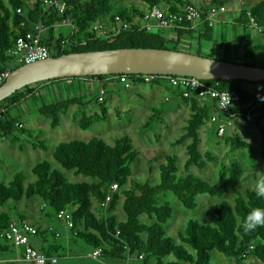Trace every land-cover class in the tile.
Returning a JSON list of instances; mask_svg holds the SVG:
<instances>
[{"label": "trees", "instance_id": "obj_1", "mask_svg": "<svg viewBox=\"0 0 264 264\" xmlns=\"http://www.w3.org/2000/svg\"><path fill=\"white\" fill-rule=\"evenodd\" d=\"M115 1L117 0H67L65 11L59 14L55 9L47 10L42 0H8L7 4L4 0H0V72L12 62L9 51L15 40L33 31L37 25L45 29L42 43L54 50L52 57L128 48L179 51L176 48H168L167 44L179 46L186 35L194 36L198 44L214 41L213 26L210 27L205 21L209 9H199L187 0L166 1V3L164 0L135 1L144 5L145 9L158 8L165 13L180 12L183 6L191 4L201 12L202 18L193 29L190 28V24L185 23L183 25L185 29L174 30V37L167 39L159 31L149 32L139 27H131L121 30L113 38L94 40L89 29L98 19L109 26L113 25L115 16L128 19L145 10L138 6L130 9L113 6L115 13L108 15ZM18 9L20 13H17ZM251 19L255 25L264 26V0L250 8L242 9L234 23L237 27L245 29L250 25ZM62 20L70 23L75 32L71 30L69 35H65L59 31L54 39L53 27ZM238 47L246 60H255L256 55L264 53L263 47L253 44L244 37L238 40ZM195 55L211 58L200 48L195 50ZM244 65L259 67L257 63ZM18 67L15 66L12 70ZM121 76L127 77L130 81L141 77L139 75L81 77L46 81L24 87L0 102V140L11 138L16 130L27 133L29 137L33 135L26 132L24 124L18 116H13L12 110H18L23 103L38 94L37 86L84 79L101 83L105 91L104 80ZM203 83L217 84L219 90L235 91L239 95V103L231 109V113L237 117L251 114L253 119L251 126L259 132L260 158L264 161V99H262L264 81L253 83L232 80ZM244 84H251L253 87L247 89ZM150 86L154 85L150 84ZM167 90L175 101L177 100V109L188 106L191 112L183 128L184 133L174 142L175 145H180L189 141L186 146L187 159L184 168L188 170L194 167L202 171L207 167L208 162H213L214 158L209 153L205 156L200 153L199 130L210 122L217 107L212 101H200L194 97L182 98L178 91L169 88ZM106 96L107 94L104 95L102 102L92 97L83 103L81 97L70 98L65 95L63 99L53 103L42 102L36 107V113L50 121L51 129H56L61 117L67 115L73 107L82 113L85 107L93 103L97 105L99 112H93L91 115L84 112L79 121V128L87 130L94 124L107 120ZM157 114L158 112L154 110L153 116L142 127L143 131L153 129L152 122ZM42 134L38 131L37 135H33L36 142L31 145L32 150L47 151L40 140ZM226 140L229 143L230 154L247 150L250 152V159H253L252 154L255 150L238 134L233 133V136ZM16 141V138L12 139L11 145ZM138 157L139 153L133 149L127 135L115 139L113 145L99 138H92L88 142L72 140L60 143L52 152L53 161L64 171L71 173L74 178L85 180L70 181L67 174L53 168L51 162L42 161L31 169V173L35 176L33 183L25 185L26 178L22 173L14 174L10 185L0 183V208L8 203L16 206L24 200L38 199L43 205L41 211L45 212V209H48L56 218L59 212L67 211L71 223V227L66 224L71 234L70 242L89 248L90 251L80 250L79 253L94 264L99 260L109 264H211L213 252L219 253L235 264L246 263L250 258L264 264V227L248 234H245L241 227L243 218L251 208L264 207V199L257 198L253 189H247L244 194H239L233 200V204L221 201L215 205L212 211L206 213V224L189 221L185 229L178 232L179 243H176L173 238L167 236L164 229L172 218V208L168 202H161V198L170 193L184 209L194 210L199 196L207 195L222 199L227 187L223 184L212 185L191 174L178 176L176 156H165L164 163L159 164L158 183L154 185L149 182L141 183L133 179L131 173V168ZM223 172V170L220 172L221 179L224 178ZM227 173L226 179L230 183H236L242 175V168L237 162L232 161ZM113 184L118 186V190L111 193L110 187ZM108 196L111 197L110 202L102 206ZM93 202L97 204L99 216L93 212ZM118 205H121L124 220H120L115 214ZM49 216L45 212V217ZM12 220L28 223L25 214L13 216L10 211L9 213L2 211L0 236L3 237ZM29 224L37 230V234L29 239L30 247L37 253L46 258H56L57 263L59 258L71 254L67 246L55 244L58 235L37 224ZM47 233L53 237L50 245L46 243ZM3 240L5 241L4 238ZM34 240H38V243ZM96 249H101L99 259L88 258V254ZM139 256L142 260H138Z\"/></svg>", "mask_w": 264, "mask_h": 264}, {"label": "rangeland", "instance_id": "obj_2", "mask_svg": "<svg viewBox=\"0 0 264 264\" xmlns=\"http://www.w3.org/2000/svg\"><path fill=\"white\" fill-rule=\"evenodd\" d=\"M8 3V0H4ZM175 0H164L166 3ZM199 9H214L224 8V13L217 14L214 18L217 19L221 14H224L227 25H214L213 38L214 42L218 41V33L220 28L223 31L225 37V43L228 46L229 54L227 56L222 55L221 60L225 62H231L235 64H247L253 63L260 64L263 59L246 60L243 59L241 50L238 47L239 37L242 36L241 28L235 24L230 23L231 13H227V9L231 7V1L233 0H187ZM130 9L131 7H143L145 6L135 0H117L113 2L112 7L108 15H113L115 9ZM142 9V10H144ZM233 15V14H232ZM106 20L107 17H106ZM101 22L102 20H97ZM62 31L65 35L71 33V27H61L59 31ZM159 32L168 38L174 37L171 30H159ZM251 32L246 31L247 37H250ZM264 39V38H263ZM262 39V40H263ZM200 45L203 49L210 47L208 42H201ZM168 48H176L180 52L189 53L195 55L196 46H189L180 44L175 46L174 44H167ZM202 50V49H201ZM216 60V59H215ZM23 66V65H21ZM20 67V66H19ZM13 71V70H12ZM11 71V72H12ZM2 85V84H1ZM143 92L139 90H133L134 86L130 89H124L122 84H116L115 86H107L106 90V110L107 120L96 123L87 130L79 128V121L82 117V113L91 115L93 112H99L97 105L93 104L88 107L82 113L73 107L67 115L61 117L59 126L56 129H51L50 121L39 116L36 113V107L40 106L42 102L53 103L59 101L65 97H81L82 102L89 101L95 98L98 94L97 88L85 90L83 86L81 88L75 85H68V88L53 87L52 90H41L38 94L31 97L27 102L23 103L18 110H12L13 116H18L21 122L24 124L26 132L37 135L38 131L43 134L40 136V140L44 143L47 151L32 150V144L36 142L34 136H28L27 133H21L16 130L11 138L6 140H0V183L10 185L14 174L22 173L25 178V185L33 183L35 176L31 173V169L36 164L42 161L51 162L53 168L58 169L63 174H67L70 181H82L85 179L74 178L71 173L64 171L56 162L52 159V152L55 147L60 143H66L72 140H78L88 142L92 138H99L104 140L107 144L113 145L114 140L127 135L133 146V149L139 153L137 162L132 166L131 173L132 178L140 181L141 183L149 182L152 185L159 181L158 166L164 163L165 156H176L178 161L176 166L178 167V176L191 174L197 176L210 184H223L227 187L225 195L222 199L209 197L207 195H201L197 198V207L194 210H186L175 199V197L167 193L161 198V202H168L172 208V218L164 226L166 234L179 243L177 239L178 232L183 231L189 221H196L200 224L207 223L206 213L213 210L215 205L221 201L233 204V200L239 195L244 194L247 189H253V185L258 172H264V161L260 158V135L259 132L251 126V123L232 124L226 126L224 136H219L216 131V127L210 122H207L199 130L200 145L199 151L205 156L209 153L213 156V162H208L207 167L198 171L192 167L185 170L184 165L186 162V146L189 141H185L180 145H175L174 142L181 137L184 133L183 128L186 125V120L190 116V109L188 106H181L177 109V100L168 92L167 88L163 91L153 92L151 95L148 93V84H141ZM245 88L250 89L253 86L251 84H244ZM140 87V88H141ZM75 89V90H74ZM148 93V95H147ZM141 95V97H136ZM167 98V101H166ZM94 100V99H93ZM154 110L158 112L154 116L152 122V130H142V127L153 116ZM153 118V117H152ZM264 125V123H263ZM233 133L238 134L242 140L252 145L255 152L252 154L253 159H250V152L237 151L233 155L229 153V143L226 142L228 138L233 136ZM16 138V143L11 145L10 141ZM21 148L22 150H19ZM237 162L242 168V175L236 183H230L227 178V168L230 163ZM223 170L224 178L221 179L220 172ZM128 186V184H127ZM121 204V202H120ZM42 203L38 199L29 201H22L16 206L12 203L6 204L5 207H1L0 211L6 213L11 212L13 216L17 214H25L27 219L35 220L43 229L51 230L53 234L58 235V239L55 244L67 246L71 250V254L67 257L58 259L59 264H94L93 261L85 259L80 250L90 251L89 248L74 245L71 241V234L66 223L62 220H58L48 209L45 212L50 216L45 217L42 214ZM93 212L99 216L97 204L93 202ZM115 214L120 220H124V213L121 205H118ZM146 221V219H144ZM46 243L50 245L53 237L50 233L45 235ZM38 243V240H34ZM100 261V260H99ZM82 262V263H81ZM211 264H235L233 261L225 259L217 252H213L211 255ZM242 264H263L254 258H250L248 262Z\"/></svg>", "mask_w": 264, "mask_h": 264}, {"label": "built area", "instance_id": "obj_3", "mask_svg": "<svg viewBox=\"0 0 264 264\" xmlns=\"http://www.w3.org/2000/svg\"><path fill=\"white\" fill-rule=\"evenodd\" d=\"M67 0H42L44 7L49 9H55L59 14L63 13L66 9ZM224 8L218 10H208L205 21L211 27L215 23V16L219 13H224ZM20 13V9L17 10ZM201 12L191 4H186L182 7L180 12L165 13L161 9L152 8L145 9L142 13L134 14L128 19H123L120 16H115L113 25H106L99 21L93 23L89 29V33L93 36L94 40H106L113 38L121 30H127L131 27H139L149 32L159 30H180L185 29L183 25L185 23L190 24V28L193 29L201 21ZM250 25L254 28L257 34L264 36V26H257L253 20H250ZM61 27H71V30L75 29L66 20H62L60 23L53 27L54 39L57 36ZM45 29L41 25L34 27L33 31L27 32L18 37L14 45L9 51V55L12 58L3 71L0 72V85L5 82L11 73L13 67L30 64L37 61H43L48 58H52L54 50L48 48L42 43L43 34ZM63 43V42H62ZM135 78L130 81L127 77H110L109 79L117 80L124 86L125 89H129L134 84H153L154 86H161L169 88L173 91H178L182 98L194 97L200 101H212L217 107V111L211 116L210 123L217 128V134L223 136L225 134L226 126L232 125L235 122L251 123L252 116L250 113L244 117H237L231 113V109L239 103V95L235 91H222L219 90L217 84H205L195 78L182 77V76H158V75H146ZM105 91L101 89L98 93V102H102L104 99ZM167 100V99H166ZM118 190V186L113 184L110 187V192L114 193ZM111 200L108 196L105 203L102 206H106ZM57 218L64 220L68 227H71L70 216L67 211H61L57 215ZM37 234V230L27 222H16L12 220L6 232L3 235L5 241L11 243L15 248H21L22 260L28 264H56V258H46L45 256L37 253L30 247V237ZM101 254V249H96L88 254V258L98 260ZM138 260H142L139 256Z\"/></svg>", "mask_w": 264, "mask_h": 264}, {"label": "water", "instance_id": "obj_4", "mask_svg": "<svg viewBox=\"0 0 264 264\" xmlns=\"http://www.w3.org/2000/svg\"><path fill=\"white\" fill-rule=\"evenodd\" d=\"M182 76L200 81H264V68L172 50L128 48L71 53L25 64L0 85V102L37 83L93 76Z\"/></svg>", "mask_w": 264, "mask_h": 264}, {"label": "crops", "instance_id": "obj_5", "mask_svg": "<svg viewBox=\"0 0 264 264\" xmlns=\"http://www.w3.org/2000/svg\"><path fill=\"white\" fill-rule=\"evenodd\" d=\"M259 1H261V0H233V1H231V7H229L227 9V13H229V14L231 13V15H230L231 22L230 23L235 24L234 23L235 19L237 18V16L239 15V12L242 9L250 8L253 5H255L256 3H258ZM218 24L221 26H225L228 24V22L226 21V18L224 17V14L223 15L221 14L219 17H217V19L215 18V23H213V27H214V25H218ZM246 31L251 32L250 37H247ZM60 32H62V31L60 30ZM171 32H172V30H171ZM172 34H174V32H172ZM218 34H219L218 35V41L217 42L213 41V42L209 43L210 47L209 48L207 47L206 49H203L202 46L197 43V40L194 36L193 37H190L188 35L184 36L181 43L189 46V48L191 46H196L197 48L202 49V52L205 54H208L212 59L221 60L220 57L222 55L227 56L229 54V49H228L227 44L225 43V37H224L223 31L221 28H220ZM243 37L246 38L247 40L251 41L253 44L260 45L261 47L264 48V39H263L264 36L257 34L256 30L254 28H252L251 25H249L248 28H245L242 30V36H240L239 39L243 38ZM260 58L263 59V62L258 64V66L264 68V53H260V54L256 55L255 60L260 59ZM243 64H245V63H243ZM116 84H119V82L117 80L107 78L106 80H104L103 85H104V89H105V88H107V86H115ZM68 85H71V86L75 85L78 88L79 87L81 88V86H83V88L85 90H90V89H93L96 87L98 90V93L102 89L101 83L93 82L91 80H84V79L68 80V81L61 82V83H46V84L37 86L36 89L38 90V93H39V91H41V90L50 91V90H52L53 87L54 88L58 87V88H62V89L68 88ZM132 86H134L133 90H139V91H142L143 94H146L143 92L141 84H134ZM165 88L166 87H161V86L149 87L148 93L153 94V92L163 91ZM148 93H147V95H148ZM105 94H106V90H105ZM135 96L141 97V95H136V94H135ZM95 98H98V94ZM92 105H93V103H91L90 105H88L85 108L87 109L88 107H90ZM233 124L236 125V124H241V123L235 122ZM1 213H2V211H0V214ZM42 214H43V216H45V212H42ZM27 221H28V223L37 224L38 226H40L37 222H35V220L32 221L30 219H27ZM40 227H42V226H40ZM30 242H31V240H30ZM22 253H23V251L21 248H15L14 246H11L10 244H8L7 242H5L3 240L2 236H0V264H28L22 260ZM97 263L98 264H109V263H106V262L101 261V260L98 261ZM97 263H95V264H97Z\"/></svg>", "mask_w": 264, "mask_h": 264}, {"label": "clouds", "instance_id": "obj_6", "mask_svg": "<svg viewBox=\"0 0 264 264\" xmlns=\"http://www.w3.org/2000/svg\"><path fill=\"white\" fill-rule=\"evenodd\" d=\"M264 99V98H262ZM253 191L257 198L264 199V172H258ZM241 227L245 234L254 233L258 228L264 227V207H253L242 220Z\"/></svg>", "mask_w": 264, "mask_h": 264}]
</instances>
